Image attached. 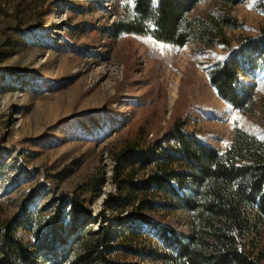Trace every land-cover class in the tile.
I'll return each instance as SVG.
<instances>
[{
	"label": "rangeland",
	"instance_id": "1",
	"mask_svg": "<svg viewBox=\"0 0 264 264\" xmlns=\"http://www.w3.org/2000/svg\"><path fill=\"white\" fill-rule=\"evenodd\" d=\"M112 2L0 0V230L25 210L31 214L14 232L25 247L18 262L35 253L37 264H51L54 246L62 264H84L82 253L111 214L106 199L117 192L114 156L129 140L165 143L183 120L187 133L219 151L237 127L264 141V63L237 64L251 112L222 99L209 80L217 62L234 59L241 41L264 33V0L231 6L239 26L225 29L229 46L204 50L147 35L112 37L107 27L128 1L119 0L116 9ZM214 4L199 0L192 13L204 15ZM63 196L70 200L64 214L75 208L83 218L75 234L84 230L66 243L53 240L49 229ZM144 214L155 226L145 223L136 242H124L118 227L113 258L150 264L135 250L160 248L157 226L188 230L185 210ZM131 241L134 251L124 248ZM259 241L264 255V231ZM8 252L0 238V260Z\"/></svg>",
	"mask_w": 264,
	"mask_h": 264
},
{
	"label": "trees",
	"instance_id": "2",
	"mask_svg": "<svg viewBox=\"0 0 264 264\" xmlns=\"http://www.w3.org/2000/svg\"><path fill=\"white\" fill-rule=\"evenodd\" d=\"M112 1L113 8L119 7V0ZM127 1L123 13L115 15L107 27L112 37L147 35L177 46L193 42L204 50L220 44L228 47L225 29L239 26L230 13L239 0H214V8L204 15L192 13L199 0ZM232 56L234 59L214 65L210 83L233 107L251 112L252 100L245 103L238 84L237 64L264 63V33L245 38ZM184 123L178 120L173 124L165 135L167 144L143 145L134 138L115 154L113 181L117 192L109 193L106 199L111 214L82 253L84 264H132L112 257L115 231L121 229L123 241H138L145 223L155 226L145 210L188 212V230L157 226L160 248L135 250L150 264H264L258 248L264 231V141L237 127L228 146L219 151L187 133ZM171 140L176 144H169ZM58 199L49 229L56 235L53 240L73 242V236L84 234V230L75 234L82 215L75 208L69 216L64 214L70 200L64 196ZM30 216L25 210L0 230L9 251L0 264H37L35 253L18 262L19 251L25 247L14 237L17 229L26 227ZM132 241L124 245L128 251H134ZM58 253L52 246L48 262L62 264Z\"/></svg>",
	"mask_w": 264,
	"mask_h": 264
},
{
	"label": "snow or ice",
	"instance_id": "3",
	"mask_svg": "<svg viewBox=\"0 0 264 264\" xmlns=\"http://www.w3.org/2000/svg\"><path fill=\"white\" fill-rule=\"evenodd\" d=\"M221 59H223V58H221Z\"/></svg>",
	"mask_w": 264,
	"mask_h": 264
}]
</instances>
